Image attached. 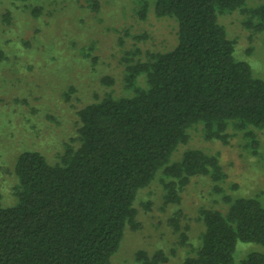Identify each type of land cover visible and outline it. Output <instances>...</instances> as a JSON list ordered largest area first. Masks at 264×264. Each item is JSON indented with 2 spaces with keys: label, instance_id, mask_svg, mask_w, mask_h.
<instances>
[{
  "label": "trees",
  "instance_id": "1",
  "mask_svg": "<svg viewBox=\"0 0 264 264\" xmlns=\"http://www.w3.org/2000/svg\"><path fill=\"white\" fill-rule=\"evenodd\" d=\"M248 1L154 0V15L177 24L176 46L125 66L130 96L107 94L78 111V146L67 147L59 163L36 152L18 156L16 203L0 206V264H108L125 229L137 228L138 191L158 172L172 202L192 177L220 190L225 177L215 155L185 150L180 160L171 157L197 125L207 141L226 143L241 133L253 152L258 148L253 130L264 132V80L234 59V44L217 23L218 14ZM255 14L263 28L264 4ZM221 201L225 212H200L199 245L182 264H264L259 251L234 258L238 245L264 250V206L254 197L222 194ZM135 259L163 260L141 251Z\"/></svg>",
  "mask_w": 264,
  "mask_h": 264
},
{
  "label": "rangeland",
  "instance_id": "2",
  "mask_svg": "<svg viewBox=\"0 0 264 264\" xmlns=\"http://www.w3.org/2000/svg\"><path fill=\"white\" fill-rule=\"evenodd\" d=\"M154 0H0V206L16 203L14 165L23 152H36L51 164L67 147H77V113L100 101L130 96L124 89L128 63L171 51L177 24L157 18ZM146 9L143 17L139 10ZM250 0L239 10L220 13L217 23L233 42V56L264 80V27ZM255 152L241 133L228 142L207 141L201 126L188 131L171 163L185 150L215 155L224 179L214 188L205 177H192L167 198L168 179L158 172L138 191L133 207L137 228H126L108 264H139L135 254H160L159 264H182L193 257L204 227L202 210L225 212L221 196L256 198L264 206V132L253 130ZM220 192L222 193L220 195ZM255 245H238L234 258Z\"/></svg>",
  "mask_w": 264,
  "mask_h": 264
}]
</instances>
